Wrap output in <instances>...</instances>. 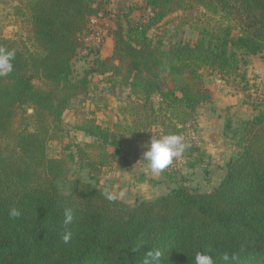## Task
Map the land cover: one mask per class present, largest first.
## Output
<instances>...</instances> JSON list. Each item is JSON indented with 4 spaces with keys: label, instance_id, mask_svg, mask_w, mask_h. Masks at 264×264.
Listing matches in <instances>:
<instances>
[{
    "label": "trees",
    "instance_id": "1",
    "mask_svg": "<svg viewBox=\"0 0 264 264\" xmlns=\"http://www.w3.org/2000/svg\"><path fill=\"white\" fill-rule=\"evenodd\" d=\"M7 1L24 36L15 41L0 34V47L16 51L13 73L0 77V264H143L156 249L164 253L161 264H195L198 251L217 258L226 253L227 264H264V107L256 106L258 113L237 127L228 123L237 150L210 191L166 169L162 175L175 187L130 204L107 201L106 188L89 181L65 178L72 165L91 179L104 168H128L130 154L143 159L142 146L154 129L186 136L198 109L212 99L206 84L211 75L248 91L242 65L264 51V0L129 4L117 15L112 55L96 57L75 81L73 61L86 46L82 37L93 16L109 14L108 2ZM197 6L204 24L189 17ZM136 10L149 15L133 17ZM174 23L176 29L189 25L200 38H167ZM94 74L126 89L118 107L123 117L103 124L91 111L78 118L75 130L92 140H70L51 156L49 143L70 137L64 113L73 99L89 94ZM65 205L76 209L67 244ZM12 207L22 211L19 218H10ZM137 242L142 247L135 251Z\"/></svg>",
    "mask_w": 264,
    "mask_h": 264
},
{
    "label": "rangeland",
    "instance_id": "2",
    "mask_svg": "<svg viewBox=\"0 0 264 264\" xmlns=\"http://www.w3.org/2000/svg\"><path fill=\"white\" fill-rule=\"evenodd\" d=\"M129 4H141L142 0H128ZM122 7V0H112L113 12L105 15L102 18H97L92 23V30L94 33L89 35L86 39V46L83 47L76 58L73 61V74L72 80L80 79L84 76L87 69L92 67L96 57L104 59L112 53V48L107 44V37L113 32V28L116 27L118 21V6ZM0 34L15 41H19L24 36V31L20 23H15V18L12 15L11 3L6 1V5L0 8ZM202 11V8L196 7L189 12V17H192L193 23L198 21L199 23H206L205 18L202 22L198 18ZM149 15V11L136 10L133 17L140 18ZM198 18V19H197ZM197 19V20H196ZM217 18H210V22L214 23ZM176 23L168 26L169 32L167 38H173L174 40H186L197 41L200 36L197 30L191 28L189 25H183L179 29H176ZM99 32H104L106 35H98ZM152 36H154L152 34ZM155 37V36H154ZM100 38V40L98 39ZM91 49V50H90ZM98 50V52H95ZM242 71L246 72L249 78L248 91L242 92L236 86L231 83L228 86L221 80H218V75L214 74L206 78V84L218 90L225 96H237L240 103V109L238 112L233 113L231 110L226 111L222 117L224 127L223 136L228 138L230 147H234V140L232 139L231 130L227 128L228 123L232 127H237L239 120L252 118L258 113L256 106L259 109L264 107V51L258 55L248 57L246 64L242 65ZM104 76L94 74L91 76L92 86L89 94L80 96L73 99L70 108L64 113L63 116V128L65 133H70V137L63 142L51 141L49 143V154L59 155L60 152L68 145L70 140L74 141H91L92 138L87 136L81 131L75 130L74 126L77 119L90 115L91 111L96 113L99 121L103 124H108L111 121H116L117 118L123 117L119 112L118 107L122 105V99L126 96L127 91L122 86L113 87L111 83L106 82ZM115 83L120 84V78L114 77ZM210 87V88H211ZM29 112H32L30 109ZM198 119V117H197ZM197 119L187 126L185 131V139L189 144V147H198L199 150L193 151L190 154L189 149L185 151L183 156L179 159H175L173 164L168 168L173 169L177 173L178 179L185 182V184L197 188L200 191H205L210 188L211 172L209 170L207 150L204 146L203 139L200 138L198 132ZM190 134L191 139H188ZM162 136L161 130L154 129L151 132L148 144L151 138H159ZM236 146V145H235ZM110 150H113L111 148ZM237 150V146H236ZM228 153V152H227ZM131 160V167L122 169L119 166L113 168H104L100 175L96 179H91L87 170L79 168V166H70L67 179L80 178L84 181L91 182L95 187H103L109 190L124 191V201L134 204L139 199H153L161 194L167 193L171 188L169 185L175 187L174 183H171L164 176H162L161 182L154 184L149 183L146 177L150 174L156 177L157 174L152 173L146 163L135 160L132 155L129 156ZM167 168V169H168ZM168 169V170H169ZM162 174V173H161ZM156 181V180H154ZM215 183L218 182V177L214 179ZM143 183V184H142Z\"/></svg>",
    "mask_w": 264,
    "mask_h": 264
},
{
    "label": "clouds",
    "instance_id": "3",
    "mask_svg": "<svg viewBox=\"0 0 264 264\" xmlns=\"http://www.w3.org/2000/svg\"><path fill=\"white\" fill-rule=\"evenodd\" d=\"M16 58V51L6 47H0V77L9 76L14 71V61ZM142 147H146L147 151L143 153V159L147 164L148 169L154 174L164 172L170 165L173 164L175 159L183 156L185 151L189 148L183 134H166L159 138H151L150 142ZM104 198L109 202H116L125 197L124 191L117 192L116 190L105 189L102 193ZM22 211L16 207L9 209L10 218H19ZM76 218V209L74 207L65 205L63 208V227L62 240L65 244L69 243L72 239L73 233L70 225L73 224ZM142 247V242H137L132 248L138 251ZM210 251L200 252L195 254V264H220L224 262L227 264L230 257L224 254L217 258L215 255H209ZM164 253L160 249L149 251L143 264H161ZM235 259V257H231Z\"/></svg>",
    "mask_w": 264,
    "mask_h": 264
},
{
    "label": "crops",
    "instance_id": "4",
    "mask_svg": "<svg viewBox=\"0 0 264 264\" xmlns=\"http://www.w3.org/2000/svg\"><path fill=\"white\" fill-rule=\"evenodd\" d=\"M6 1L7 0H0V8L6 5ZM127 5H129L128 0H122V7L121 5H117L118 13H121ZM114 29L115 27L113 28V30ZM112 33H110L109 36L107 37V44L109 45L110 48H112V53H113L114 39H113ZM112 53L110 55H112ZM218 80L223 81L220 77H218ZM223 82L228 86V83H226L225 81ZM210 87L211 86L209 85L208 88L210 89L212 99L209 103L202 105L198 109V119H197L198 132H199L200 138L203 139L204 141L203 144L205 146V149L207 150V155L209 159L208 163L210 164L209 170L211 172V178H212L211 180L208 181L210 182L209 183L210 188H208L205 191H210L225 176L229 158L231 154L236 150V146L233 145L234 147L232 146L230 147V144L228 143V138L223 136L224 127L222 126V123H223L222 117L225 113H227L226 111L231 110L233 114V113L238 112V110L240 109V103L237 99L238 95L235 97L225 96L224 94H221L218 90H215L212 87L211 88ZM130 155L135 157V160L142 162V163H146L143 159L136 156L135 154H130ZM129 161H130V167H131L132 165L131 160L129 159ZM162 176L163 175L161 173L157 174L156 177L150 174L146 175V177L148 178L147 181L152 184L158 181L161 182L163 180ZM215 177H218V182L216 183L214 181ZM169 187L172 188L173 186L169 185ZM140 200L142 199H139L138 201Z\"/></svg>",
    "mask_w": 264,
    "mask_h": 264
},
{
    "label": "built area",
    "instance_id": "5",
    "mask_svg": "<svg viewBox=\"0 0 264 264\" xmlns=\"http://www.w3.org/2000/svg\"><path fill=\"white\" fill-rule=\"evenodd\" d=\"M100 1H103V2H108V6H107V9L109 11V13L111 14L113 12V8H112V0H95V5L98 4ZM107 15V14H106ZM105 16V13L101 12L99 13L97 16H93L91 18V21H90V32L88 34H85L83 37H82V40L85 42L86 44V39H88L92 33H94V31L92 30V23H94L96 21L97 18H102ZM106 35V33L104 32H99L98 35ZM100 40V38H98ZM191 139L190 137V134H188V139Z\"/></svg>",
    "mask_w": 264,
    "mask_h": 264
}]
</instances>
